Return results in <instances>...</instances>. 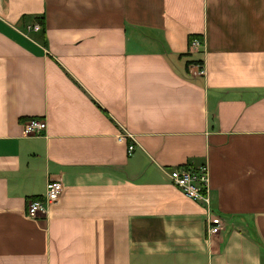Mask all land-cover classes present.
Here are the masks:
<instances>
[{"label":"crops","instance_id":"1","mask_svg":"<svg viewBox=\"0 0 264 264\" xmlns=\"http://www.w3.org/2000/svg\"><path fill=\"white\" fill-rule=\"evenodd\" d=\"M0 264H264V0H0Z\"/></svg>","mask_w":264,"mask_h":264},{"label":"built area","instance_id":"2","mask_svg":"<svg viewBox=\"0 0 264 264\" xmlns=\"http://www.w3.org/2000/svg\"><path fill=\"white\" fill-rule=\"evenodd\" d=\"M38 23L27 25V29H38ZM202 44L201 37L194 36L191 39V45L193 47H200ZM203 72V69L199 70V73ZM47 122L45 117H29L22 120L21 127L24 135H42L45 131ZM130 135L127 131H124L118 135ZM134 148V143L129 142L127 146L128 152H131ZM169 180L175 184L186 196L201 200L207 207L211 204L210 188L208 182V170L207 164L199 165L197 168L192 167L189 164H183L174 166L171 168H164ZM62 184L59 179L49 178L46 181L45 189L43 193L37 197H31L27 200L25 211L30 216H36L41 213H45L48 205L55 201L60 194ZM219 225H211L209 232L217 231Z\"/></svg>","mask_w":264,"mask_h":264},{"label":"trees","instance_id":"3","mask_svg":"<svg viewBox=\"0 0 264 264\" xmlns=\"http://www.w3.org/2000/svg\"><path fill=\"white\" fill-rule=\"evenodd\" d=\"M192 37H194V35H190V38H189V40L191 41V39H192ZM190 62H193V61H188V63H190ZM195 63H198V62H200V61H194ZM202 164H204V163H201V164H199V165H202ZM189 165H191L192 167H195V168H197L199 165H192V164H189ZM38 195H34L33 197H37Z\"/></svg>","mask_w":264,"mask_h":264}]
</instances>
